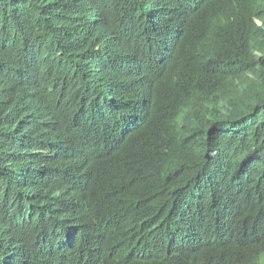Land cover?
<instances>
[{
	"label": "trees",
	"instance_id": "obj_1",
	"mask_svg": "<svg viewBox=\"0 0 264 264\" xmlns=\"http://www.w3.org/2000/svg\"><path fill=\"white\" fill-rule=\"evenodd\" d=\"M264 0H0V264H262Z\"/></svg>",
	"mask_w": 264,
	"mask_h": 264
},
{
	"label": "rangeland",
	"instance_id": "obj_2",
	"mask_svg": "<svg viewBox=\"0 0 264 264\" xmlns=\"http://www.w3.org/2000/svg\"><path fill=\"white\" fill-rule=\"evenodd\" d=\"M262 264H264V261L262 262Z\"/></svg>",
	"mask_w": 264,
	"mask_h": 264
}]
</instances>
